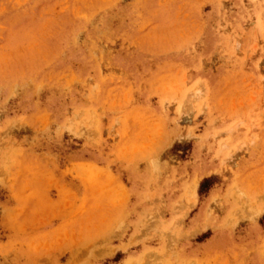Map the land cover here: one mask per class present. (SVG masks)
I'll use <instances>...</instances> for the list:
<instances>
[{
	"label": "rangeland",
	"instance_id": "1",
	"mask_svg": "<svg viewBox=\"0 0 264 264\" xmlns=\"http://www.w3.org/2000/svg\"><path fill=\"white\" fill-rule=\"evenodd\" d=\"M0 264H264V0H0Z\"/></svg>",
	"mask_w": 264,
	"mask_h": 264
}]
</instances>
